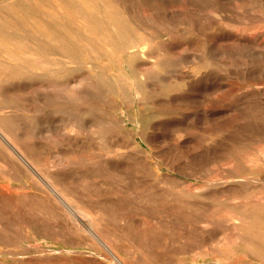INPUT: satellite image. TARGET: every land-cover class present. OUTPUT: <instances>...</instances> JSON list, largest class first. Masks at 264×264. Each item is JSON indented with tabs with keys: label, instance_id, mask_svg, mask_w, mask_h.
Here are the masks:
<instances>
[{
	"label": "rangeland",
	"instance_id": "obj_1",
	"mask_svg": "<svg viewBox=\"0 0 264 264\" xmlns=\"http://www.w3.org/2000/svg\"><path fill=\"white\" fill-rule=\"evenodd\" d=\"M0 127L56 190L0 138V264H119L56 192L124 264H264V0H0Z\"/></svg>",
	"mask_w": 264,
	"mask_h": 264
},
{
	"label": "bare ground",
	"instance_id": "obj_2",
	"mask_svg": "<svg viewBox=\"0 0 264 264\" xmlns=\"http://www.w3.org/2000/svg\"><path fill=\"white\" fill-rule=\"evenodd\" d=\"M0 138L10 147V149L12 150V152L14 154H17L19 157H21L28 164L27 166L29 167V169H31V171H33L34 173H36L44 182H46V184L53 191H56V190H54V188L52 186V180L49 177H47V176H46L47 177L46 179L44 177H41L40 176L39 171H37L36 168L33 165H31L32 163L29 162V160L23 155V152L18 148V146L13 142V140L9 137V135L1 127H0ZM60 193L59 192H56L55 194L58 195L59 199H61L73 211L75 217H79V220H85V221H82V222L79 221L77 223V225L78 226L82 225V227H85L84 226L85 225L84 223H86V226L88 227V231L87 232L90 233L97 241H99L102 244L101 246H104L109 252H111L113 254V256L116 258V260H117V262L119 264H124V262L122 260H120L116 256V254L113 253V251H112L109 243H107L106 241H104L100 237V235L98 234L97 230H95V225L92 224L90 221L86 220L83 216L79 215L78 212H77V208L75 206H73L71 203H69ZM91 235H89V236H91Z\"/></svg>",
	"mask_w": 264,
	"mask_h": 264
}]
</instances>
